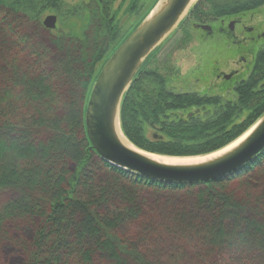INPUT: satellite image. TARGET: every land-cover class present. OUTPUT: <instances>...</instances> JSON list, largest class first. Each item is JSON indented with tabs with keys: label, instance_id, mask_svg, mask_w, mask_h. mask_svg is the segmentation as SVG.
I'll return each instance as SVG.
<instances>
[{
	"label": "trees",
	"instance_id": "obj_1",
	"mask_svg": "<svg viewBox=\"0 0 264 264\" xmlns=\"http://www.w3.org/2000/svg\"><path fill=\"white\" fill-rule=\"evenodd\" d=\"M138 1H132L129 16L136 15ZM113 2L89 0L64 9L62 0H0V252L17 245L26 256L23 264H163L126 242L123 226L149 213L141 191L189 192L200 214L178 208L171 224L199 245L194 256L201 264L210 259L264 264V190L244 200L229 189L264 168V151L216 182L167 184L111 166L87 140L84 111L98 66L126 40L120 41L123 31ZM263 7L264 0H199L188 19L193 26L221 24ZM49 10L62 18L84 12L88 28L96 26L98 41L93 42L92 30L82 37L71 34L66 42L38 40V30L47 33L40 18ZM251 53L249 73L225 79L218 96L168 90L172 69L150 55L121 106L124 136L140 150L166 157L224 149L264 115V47ZM228 93L236 99L225 101ZM210 108L217 111L212 118H180L190 109ZM149 129L161 138L149 139ZM104 177L108 182L100 183ZM22 222L34 225L30 244L15 240V227ZM143 228V242L159 231ZM10 259L5 264H13Z\"/></svg>",
	"mask_w": 264,
	"mask_h": 264
},
{
	"label": "rangeland",
	"instance_id": "obj_2",
	"mask_svg": "<svg viewBox=\"0 0 264 264\" xmlns=\"http://www.w3.org/2000/svg\"><path fill=\"white\" fill-rule=\"evenodd\" d=\"M62 1L64 9L67 6L76 7L81 3L87 4L89 2V0ZM132 1L114 0L112 4L113 11L119 10L117 21L123 31L121 32L120 41L127 39L135 31L158 2V0H139L136 15L129 16L128 9ZM48 15L58 16L57 28L48 30L47 33H42L41 30L34 27L40 33V36L37 37L38 40L48 44L51 41L54 43L56 40L66 42L71 34L82 37L86 30L89 31V34H91L92 30L94 32V37L92 35L93 42L98 41L96 26H91V30L90 27L88 28V16L84 12L74 17L64 15L62 18L55 11L49 10L40 18L41 23ZM188 16L189 13L152 54H157V60L167 62L170 69H172L168 90L176 94H205L209 91V94L218 96L221 94L220 87L225 82V77L233 79L235 76L247 75L254 59V55L251 52L264 47V39L259 43H254L252 40L264 35V7L255 13L235 19L237 25L233 32L229 31V25L234 20L226 21L223 24L215 22L209 25L212 27V32L207 33L194 28ZM30 27L32 28V26ZM248 29H252V32H249ZM103 65L98 66V68L102 70ZM100 70L98 71L100 72ZM223 99L225 101H233L236 97L234 94L228 93L223 96ZM216 112L215 108L198 111L190 109L182 113L180 118H187V116L192 115L199 119H207L208 117H214ZM243 118L244 116L239 121L243 120ZM147 137L153 141L161 138L160 135L154 134L150 129L147 131ZM128 142L130 143H128L129 145L138 151L148 153L137 148L129 140ZM98 180L100 183H106L109 179L104 177L98 178ZM229 189L235 191L238 197L244 200L260 196L264 190V168L258 170L247 179L235 181L229 185ZM139 197L140 200L147 202V211L149 213L142 214L143 217L140 220L128 222L123 226L125 227V233L122 235L124 240L140 248L146 253L144 255L146 257L153 254L157 255V258L163 264H201L199 260L202 259L194 256L199 249V245L188 240L183 234H179L171 224V219L175 215L173 213L178 208L191 209L190 211L196 208L195 197L189 192L158 193L151 191H141ZM143 225L153 226L155 230L159 231L150 235L153 236L152 238L148 236V240L143 242V238L139 236L140 233L144 234ZM26 226H28L27 229L25 228ZM32 230H34L33 223H19L15 227L14 232L16 242H27L30 244L33 237ZM134 234H138V236H134ZM133 252L135 253V251ZM1 253H3V256ZM0 254L2 264H5L11 256L14 258L12 259L14 260L13 264H23L26 260L25 254L18 249L17 245L13 246L11 244L3 249ZM209 263L222 264L211 259Z\"/></svg>",
	"mask_w": 264,
	"mask_h": 264
},
{
	"label": "water",
	"instance_id": "obj_3",
	"mask_svg": "<svg viewBox=\"0 0 264 264\" xmlns=\"http://www.w3.org/2000/svg\"><path fill=\"white\" fill-rule=\"evenodd\" d=\"M197 1L158 0L100 71L86 104L83 123L85 136L102 161L156 182L200 184L216 182L239 172L264 151V115L236 148L201 164L166 165L128 146L120 120L124 97L147 58L177 28ZM57 23L56 15H48L43 20L46 30H55ZM194 27L212 32L208 25ZM234 27L235 22H231L230 30Z\"/></svg>",
	"mask_w": 264,
	"mask_h": 264
},
{
	"label": "bare ground",
	"instance_id": "obj_4",
	"mask_svg": "<svg viewBox=\"0 0 264 264\" xmlns=\"http://www.w3.org/2000/svg\"><path fill=\"white\" fill-rule=\"evenodd\" d=\"M195 1H197V0H194V2ZM252 130H253L252 128H251V130L249 129L244 135H242L240 138L235 140L233 143H231L230 145H228L224 149H222L218 152H215L214 154L204 156V157H191V158L165 157V156H160V155H155V154H151V153H145V152L138 151L137 149H135L133 146H131L129 144H128V146L131 149L137 150L142 155H144V156H146V157H148V158H150L156 162L162 163V164L179 165V166L196 165V164H201V163L213 160L215 158H218V157L222 156L223 154L233 150L234 148H236L241 142H243L249 136V134L252 132Z\"/></svg>",
	"mask_w": 264,
	"mask_h": 264
},
{
	"label": "flooded vegetation",
	"instance_id": "obj_5",
	"mask_svg": "<svg viewBox=\"0 0 264 264\" xmlns=\"http://www.w3.org/2000/svg\"><path fill=\"white\" fill-rule=\"evenodd\" d=\"M236 25H237V22H236ZM235 30V27H234V29H233V31ZM232 31V32H233ZM248 31L249 32H252V29H248ZM262 39H264V35L262 36V35H260L259 37H257V38H253L252 40L254 41V43H256V42H258V41H261Z\"/></svg>",
	"mask_w": 264,
	"mask_h": 264
}]
</instances>
